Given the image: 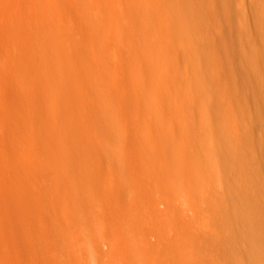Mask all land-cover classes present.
<instances>
[{
  "label": "bare ground",
  "instance_id": "6f19581e",
  "mask_svg": "<svg viewBox=\"0 0 264 264\" xmlns=\"http://www.w3.org/2000/svg\"><path fill=\"white\" fill-rule=\"evenodd\" d=\"M14 6L20 7L23 12L18 8V18H11V24L9 13L16 8ZM173 9L170 0H0V30L4 32V35H0V46L3 43L8 46L5 48L7 53L0 54V69L5 68L14 77V87L8 89L12 84L5 83L3 74L6 73L8 77L10 74L3 73L4 70L1 69L0 79L2 75L4 80L2 82L1 79V83L9 87H0L4 89H0V107L9 112L20 107L24 114L21 118L11 114V118H6L9 123H18L22 127L13 131L8 138L11 144H19L15 154L22 159L20 166H13V172L23 177L29 173L46 175L49 169L54 176L56 193L62 206L56 211L54 223L48 227V233H44L43 238L52 240L53 250L59 254L58 257L64 256L61 259L70 256L74 243L83 240L80 232L86 228V223L92 221L80 222L81 216L92 217L97 208H102L100 210H105L108 214L100 218L96 226L110 231L109 240L114 250L142 255L143 261L146 260L143 264H155L156 262L149 259L152 254V250H149L151 247L142 249L137 246L135 230L141 228L142 221L145 226L148 224L143 226L145 240L149 231L161 232L181 227L183 223H178L174 218L176 209H181L183 205L186 208L185 200L188 197H200L209 192L207 188L212 186V183L206 182L205 174L199 172L194 165L198 157L205 158L209 155L206 139L210 132L202 123L206 113H203V120L199 118L201 123L193 121L179 123L178 126L175 124V119L179 120L193 112L190 113V108L178 107L181 103L180 94L192 97L196 95L194 88H187L185 85V89L182 88L183 83L187 84V79H178L177 75L184 68L195 67L197 61L188 51L191 45L188 44L191 42L187 44L188 41L183 38L190 32L187 24L173 19L176 34L167 29L170 24L165 22L169 20V12ZM146 18H152L156 29L143 28V23H148ZM5 25H9V28ZM10 26L13 28L12 34L8 31ZM152 31L156 33L153 35ZM5 34L7 38H4ZM115 38H121L123 42L124 39L131 41L133 48L130 49L128 43L124 49L128 47L130 50L118 47L117 42L120 41L114 40ZM184 43L187 50H181ZM113 45L119 48L120 53H113V56L106 54ZM121 48L123 50L120 51ZM143 53H149L150 60H146ZM91 54L95 57L90 60ZM246 62L254 65L258 63L255 58L245 60L243 65ZM247 65L244 67H249ZM95 68H103L108 72L93 76L97 74L91 72ZM252 75L253 73L250 76ZM190 76L193 77V74ZM87 81H90L88 86L91 82H104L107 98L104 99L103 95L106 94L99 91L104 85L98 89L93 84V88L95 86L98 89L93 92L97 91L99 96L103 94L101 106L107 99V111L99 110L101 114H94L84 107L85 101L86 105L92 99L94 103H97L95 99L100 101V98H93L96 93L90 92ZM222 85L216 86L213 91L211 87V92L228 94L229 89L222 88ZM239 100L244 101L239 103ZM248 106V101L237 97L234 102L228 103L227 110L241 124L243 112L251 108ZM99 120L108 128L107 130L102 125L103 130L108 132H104L107 134L105 137L90 132V127H87L89 125L86 121ZM124 122L127 124L121 128ZM177 128L198 136L201 139L199 145H190L185 136L180 138L175 132ZM134 131L136 134L131 139V144L128 141V145L134 148L129 149L128 145L126 147L115 142L117 137L112 142L113 137L128 136ZM86 143L91 144V148L88 146L90 150H87L89 154L83 149ZM98 152L115 158L116 165L126 169L127 177L113 186L112 181L115 183V177L119 176L110 177V173L107 174L102 165L89 158ZM119 153L123 158H119ZM127 158L136 161V166H130L129 162L132 161H128L130 165H127ZM203 170L210 173L208 167ZM143 171L147 174L153 192L143 190ZM138 174L142 176L140 181ZM124 177L125 175L122 178ZM1 188L0 186V190ZM184 195L187 196L184 202L181 201L183 198L179 201ZM193 196L187 202L189 205L196 203L194 207L197 208L199 203L195 202L197 198ZM176 197L178 202H182H177V205H183L174 209L176 202L173 206L172 201ZM0 199L1 208L3 199ZM192 200L194 204H191ZM155 201L159 204L166 201L167 206L156 207ZM172 210H176L172 212L174 217L170 213ZM185 210L189 211L184 209V212ZM125 219L131 220V224L129 225L128 220L126 225L127 220L123 222ZM8 220V211L0 210V239L5 240V243L0 240V264H21L20 256L13 251L11 234L10 243H7ZM63 224L69 226V229L64 230ZM127 234H130L128 238L125 237ZM168 237L171 238L170 235ZM69 241L72 242L71 245L67 244ZM178 242H175V249L179 246ZM184 244L183 242L180 246L184 247ZM175 249L174 252L178 250ZM188 249L189 246L186 250ZM184 250L179 256L182 254L186 257ZM35 254L41 252L36 250ZM175 254L169 255L171 259H168V264H178Z\"/></svg>",
  "mask_w": 264,
  "mask_h": 264
},
{
  "label": "rangeland",
  "instance_id": "374dc122",
  "mask_svg": "<svg viewBox=\"0 0 264 264\" xmlns=\"http://www.w3.org/2000/svg\"><path fill=\"white\" fill-rule=\"evenodd\" d=\"M170 1L174 9L169 12L170 18L165 22L170 24L167 25V29L176 34L173 29V19L178 23L187 24L186 27L190 28V32L184 35L183 38L188 41L186 42L187 44L191 42L188 44H191L190 48L188 47V51L197 61L195 67L191 69L184 68L177 75L178 79H187V84L183 83L182 88L185 89L186 86L187 88L192 87L196 95L192 97L180 94L181 103L178 107L180 109L190 108V113L191 111L193 112L180 117L179 120L175 119V124L178 126L179 123H190L193 121L195 123L200 121L201 123L200 119L202 118L203 120V117L206 116L202 123L204 124L203 127L210 132L206 139L209 155L205 158L198 157L194 165L200 170L199 172L205 174L206 182L212 183V186L207 188L209 191L206 192L207 194L205 193L207 196L205 194L200 197L192 195L193 198H197L195 202L198 201L199 203V205L197 203L198 206L196 205L197 208L194 207L196 203L193 200L195 199L192 200L193 203L191 202V204L195 203L194 205H189L188 203L189 198H192V196L188 197V202L185 200L186 208L185 205L179 204L180 206L183 205V208L181 207L183 211L176 209L179 208L177 204L184 202V198H187V196L184 195L179 198V201L183 198L182 202H178L177 197L175 198L176 200L173 199L172 204L174 206V202H176L174 209L177 211L172 210L170 213L173 216L172 212L176 211V216L173 217L178 223H183L181 227L177 226L169 231H161L163 233L157 230L149 231L144 240L143 226L146 227L148 224L145 226L143 224L145 222L142 221L141 228L135 230L137 232L136 244L142 249L147 248V246L148 248L151 247L149 250H152V254L149 259L156 262L155 264H159V262L168 264V261H170L168 259H171L169 255L175 253L177 254L175 261L178 264H264V0ZM16 3L17 1L13 2V4ZM18 8L21 10L20 7H16L15 11L13 10L9 13L11 24L13 20L18 18ZM21 11L23 12V10ZM145 20L148 23H143V28L147 30L156 29L152 18H146ZM6 26L9 28V25ZM11 28L12 26L7 30L12 34L13 28ZM155 33V31H152L153 35ZM0 35H4L2 30H0ZM4 38H7L6 34ZM120 39H114L120 41L117 42V44H120H118V47L124 49L125 44L128 43L129 45L127 46L130 49L133 48L131 41L122 38L125 41L123 42ZM184 40L183 42H185ZM3 44L1 46L4 48L0 46V54L5 55L7 53L5 48L8 46ZM116 45H113V48L111 47L109 53L106 52V54L113 56V53L117 52L116 55H118L120 52ZM185 46L184 43L181 50H187V46ZM128 47H126L127 50H130ZM122 48L120 51L123 50ZM80 54L83 55L82 52ZM143 55H145L146 60H150L148 57L149 53H143ZM92 57H95L94 54H91L89 59H92ZM250 58H255L258 63L254 65L246 62L249 67H244L246 66L243 65L244 61ZM241 63L243 66H241ZM257 67L259 68L256 69ZM1 69L4 70L5 68ZM1 69L0 73L2 74ZM95 69V71L91 70V72L93 71L92 73H97L93 74V76L105 75L108 72L103 68ZM101 69H103L104 74L103 71L100 72ZM216 69L217 72L219 71L218 73ZM7 71L4 70L3 73ZM191 73L193 77L190 76ZM250 73H253L254 76H250ZM5 74H3L5 83L12 85L10 87L7 85L3 86L5 83H1L3 80L1 75L0 87L3 86L4 89L6 86V88L9 87L8 89L13 88V75L9 72V77L12 75V78H9ZM88 83L90 81L86 83L87 88L90 86L88 88L90 92L92 94L96 93L93 98H100V101L103 96H105L104 99L107 98L104 82L99 84L91 82L92 84H89V86ZM93 84H96L98 89L104 85L102 87L104 90L101 88L99 91L104 92L103 94L106 95L102 94L103 96H99L97 91L93 92L98 90L95 86L93 88ZM221 85L223 86L222 88L229 89L228 94L211 92L216 86L220 87ZM3 87L0 89L4 90ZM219 87L216 89H219ZM237 97H242V99L248 101V107H251L249 111L246 109L243 112L244 117L241 118V124H238L236 118L231 116L227 110L228 103L234 102ZM90 99H92V96ZM93 100L87 102L88 107L85 101L84 107L91 110V112L93 111L92 113L94 114H101L104 110H108L109 106L105 103L107 99L102 106L100 105L102 101L95 99L97 103H94ZM239 101H237V104L242 103L244 100ZM89 106H91V109ZM203 106L205 107L204 109H202ZM203 113L206 114L204 115ZM10 114L16 115L17 118L24 116L20 107L11 109V112L4 107H0V186L2 187L0 198L3 199L0 210L1 212H4V210L8 211L10 215V220L6 224L8 229L7 243H10L11 234L13 251L20 256L19 261H21V264L145 263L146 260L143 261L144 256L142 255L138 256L136 254V256L133 252L129 254L125 252V254L114 250L115 248L109 240L110 231L96 226L99 219L106 217L108 214L105 210L102 212L100 210L102 208H97L92 217L81 216L80 222H88L92 219L91 222L86 223V228L80 232L83 240L79 243H74L75 246L74 248L72 247L69 257L66 259H61L64 256L58 257L59 254L53 250L52 240L43 238L44 233H48V227L54 223L53 217L56 211L61 208L59 206H62L56 193L57 185L54 176L49 169L46 175L29 173L23 177L13 172V166H20L22 159L20 160L15 154L17 147H20L19 144H11L8 138L13 134V131H17L22 127L18 126V123L11 124L7 121V117L8 119L12 117ZM86 122H88L86 124L89 125L87 127H90V132L101 134L100 136L107 135L104 132L108 133V128L102 120ZM95 123L96 125H94ZM125 123L120 127H125L127 124ZM102 125L107 129L106 131L103 130ZM175 132L180 138L187 137L190 145H199L201 139L198 136L181 128H177ZM135 134L136 131L130 133L129 137L126 135L115 136L112 142L117 137L115 142H120V144H124L127 147L128 141L131 144V139ZM126 137L130 138V140ZM88 146L91 148V144H84L83 149L89 154L90 152H87V150H90ZM130 147L131 149L134 148L132 145H128L127 148L130 149ZM88 154L86 155L90 156ZM117 155L119 158L120 156L123 158L120 153ZM89 158L102 165L107 174L110 173V177L119 176L118 178L115 177L117 179L115 183L111 179L113 186L118 181L124 180L128 175L124 167L121 168L116 165L115 158L111 155L98 152ZM128 161H132L129 162L131 165ZM125 163L130 166H136V161L131 158H127ZM204 167H208L210 173L205 172L203 170ZM123 174L125 175L124 178H122ZM137 178L140 181L142 176L138 174ZM147 178V174L143 171V190H152L153 192V188L152 186L150 187ZM105 185L109 186V183L107 185L105 182ZM158 201L154 202L156 207L161 205L162 207H160L164 208L167 206L166 201L160 204ZM94 202L95 205H98L96 201ZM188 206H192V209L188 208ZM184 209H189V211L185 210L186 212H184ZM177 215L181 219H178ZM126 220H123V222ZM128 220L125 222L126 225H128ZM130 221L129 225L131 224ZM92 222H95V224H92ZM184 227L187 228L185 229ZM62 228L68 230L69 226L63 224ZM169 235L171 238L168 237ZM129 236L130 234H127L125 237L128 238ZM0 240L5 243L3 238ZM175 242H178L179 244L177 245L179 246L180 244L183 245L184 242V247L181 245L182 249L179 246V248L176 247L175 249ZM67 244L71 245L72 242L69 241ZM187 245L189 246L188 250H186L188 248ZM174 249L179 251L174 252ZM36 250L41 252V254H35ZM183 250L184 254H187L186 257H183L182 254L179 256L180 253H183ZM184 260H188L189 263ZM150 264L154 263L150 262Z\"/></svg>",
  "mask_w": 264,
  "mask_h": 264
}]
</instances>
